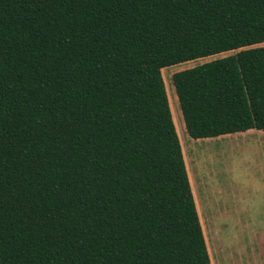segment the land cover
<instances>
[{"label": "trees", "instance_id": "trees-1", "mask_svg": "<svg viewBox=\"0 0 264 264\" xmlns=\"http://www.w3.org/2000/svg\"><path fill=\"white\" fill-rule=\"evenodd\" d=\"M261 43L264 0H0V264H211L162 72L236 50L183 128L264 130Z\"/></svg>", "mask_w": 264, "mask_h": 264}, {"label": "rangeland", "instance_id": "rangeland-1", "mask_svg": "<svg viewBox=\"0 0 264 264\" xmlns=\"http://www.w3.org/2000/svg\"><path fill=\"white\" fill-rule=\"evenodd\" d=\"M235 52L230 50L170 65L162 76L168 99L170 95L172 101L176 122L173 121L212 263L264 264V187L259 185L264 181V155L245 139L244 133H233L231 138H190L183 128L171 87L173 73ZM259 163V167L255 165ZM217 168L221 173L218 174Z\"/></svg>", "mask_w": 264, "mask_h": 264}, {"label": "crops", "instance_id": "crops-1", "mask_svg": "<svg viewBox=\"0 0 264 264\" xmlns=\"http://www.w3.org/2000/svg\"><path fill=\"white\" fill-rule=\"evenodd\" d=\"M233 133H237L236 135H238V133H241V135L244 133L245 139L248 140V141H251L254 145H256L258 151H260V153H262L264 155V130H262V129H256V128H251V129H247L245 131H238V132H233ZM233 133L222 134V135H219V136L220 137L225 136V137H230L231 138V135H233ZM215 137H217V136H215ZM204 138H209V137H204ZM198 139L200 140L202 138H198ZM236 139H238V138H236ZM182 153H183V157H184V161H185L184 152L182 151ZM185 164H186V162H185ZM255 165L259 167L260 166V163L259 164H255ZM186 169H187V173H188V177H189V181H190V173H189V170H188L187 165H186ZM216 170L218 171V174L221 173L219 168H217ZM262 176L264 177V168L262 169ZM218 184H219V188H220L221 185H220V182L219 181H218ZM190 185H191V190H192V194H193V189H192L191 181H190ZM259 185L262 186V187H264V181L263 182L260 181L259 182ZM220 190H221V188H220ZM221 194H222V192H221ZM221 200H222V195H221ZM194 201H195V205H196V209H197V203H196L195 197H194ZM197 212H198V209H197ZM198 216H199V214H198ZM199 220H200V217H199ZM200 224H201V227H202V231H203V234H204V238H205V241H206L207 248L209 249L208 239H207L206 234L204 233L201 220H200ZM210 261H211V258H210ZM211 264H213L212 261H211Z\"/></svg>", "mask_w": 264, "mask_h": 264}]
</instances>
